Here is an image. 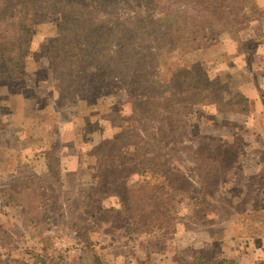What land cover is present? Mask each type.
Returning a JSON list of instances; mask_svg holds the SVG:
<instances>
[{"label":"rangeland","instance_id":"rangeland-1","mask_svg":"<svg viewBox=\"0 0 264 264\" xmlns=\"http://www.w3.org/2000/svg\"><path fill=\"white\" fill-rule=\"evenodd\" d=\"M224 1L232 3L235 0ZM139 9L142 10L141 7ZM123 13L119 12L120 15ZM262 19L264 0H253L246 10L243 30L233 40L221 31L198 30L200 50L189 57V64L193 73L201 72L205 80L215 81L214 90L221 98H231L233 91L228 95L225 91L238 83L246 85L249 76H236L239 67L245 65L240 59L243 57L241 48L238 50L229 45L230 41L252 37V29H247ZM19 33L14 21L0 25V36L5 41L10 42ZM55 33V18L52 16L34 30L33 43L25 57L29 80L12 93V97L24 101L10 105L14 111L27 107L31 110L26 112V116L11 112L16 115L13 121L10 117V143L0 140V264H41L40 257L45 264H94L95 257L109 264H141L145 261V264H166L169 260H183L186 256L184 250L175 253L172 235L183 238L184 232L193 229L188 226L191 209L181 211L177 225L170 231L127 239L122 233L106 232L91 220V215L82 207L79 191L98 182L93 176L95 145L103 141H108L105 148L112 153L111 164L107 166L118 170L123 157L145 159L150 152L159 149V141L168 137V147L161 151L166 157L161 156L179 171L187 172V176L196 182V175L189 174L187 170L195 172L198 166L204 168L203 154L198 165L194 160L197 148L202 149L200 153L205 151L206 155L213 152L212 148L204 147L208 143H200V136L211 130L209 125L213 124V99L203 104H207L206 113L200 107L190 108L193 105H177L171 113L169 127L161 119L134 121L132 105L139 100L138 87L134 83L140 80L147 64L133 55V47L126 45L118 35H113L111 62L105 67L107 79L101 80L105 93L92 86L81 95H75L72 85L66 81L67 77L63 78L61 67H53V71L48 72V66L58 61L60 50L68 43V39L63 38L62 45L55 47L52 42ZM244 49L247 71L263 73L264 48L254 55L256 42H248ZM128 56L127 69L123 74L114 67L123 66L124 58ZM131 60H137L133 69L128 66ZM95 62L96 66H105L102 59ZM56 84L61 85V89ZM5 95L1 85L0 110L4 121L9 119L8 109L2 108ZM105 97L107 102L103 103ZM242 97L236 94L235 103L236 108L243 110L246 103ZM71 99L77 101L70 102ZM27 104L29 106H24ZM219 127V131L214 128L209 133L229 137L231 128ZM6 130L8 126H1L0 137L7 135ZM152 134L155 140L151 139ZM113 140H117V144L110 145ZM136 147L138 150L134 149ZM222 151L213 152L215 158L221 155L223 160L231 162L234 149L223 148ZM208 159L205 163L211 161ZM108 179H111L110 175ZM198 193L199 189L194 185L191 194L195 196ZM101 206L103 204L96 207L101 209ZM62 246L79 248L81 257L73 259ZM154 252H157L155 261L152 260Z\"/></svg>","mask_w":264,"mask_h":264},{"label":"trees","instance_id":"trees-1","mask_svg":"<svg viewBox=\"0 0 264 264\" xmlns=\"http://www.w3.org/2000/svg\"><path fill=\"white\" fill-rule=\"evenodd\" d=\"M252 3L253 0L232 3L224 0H0V25L14 21L20 32L10 42L0 36V86L12 94L21 83L29 80L25 57L31 49L34 30L52 16L56 32L53 45L59 48L63 38H67L68 43L60 50L58 61L48 66V72L53 71V67H61L63 78L67 77L75 95H81L92 86L105 93L101 80L107 79L105 67L111 62V39L118 35L126 45L133 47V55L147 64L140 80L134 83L139 98L132 105L134 121L161 119L169 127L171 113L177 105H198L208 99L217 102L221 111L231 107L237 109V104L232 105L231 101L220 102L221 97L214 90L215 81L205 80L201 72L193 73L189 57L200 50L197 41L200 28L221 31L233 40L243 30L246 10ZM121 11L124 15L119 14ZM98 59H102L105 66H96ZM128 60L129 56L124 58L123 66L114 68L125 74ZM136 61L129 62L130 69ZM56 86L61 89V85ZM105 101L106 97L102 102ZM152 138L155 140V135L152 134ZM167 139L159 141V149L150 152L145 159L123 157L118 170L107 166L112 161L111 151L105 148L108 141L95 145L93 176L98 182L80 190L79 195L91 220L106 232L132 238L169 231L176 223L178 208L186 203L184 201L191 203L194 209L204 204L214 192L217 173L229 170L235 163L234 158L227 162L221 155L217 160L215 153L223 147L215 143L204 144L215 152L208 155L197 148L194 160L198 165L203 154L204 168L198 166L195 172L187 170L199 180L200 197L194 198L187 172L179 171L161 154L168 147ZM117 142L113 140L110 145ZM134 149L138 150V147ZM142 152L146 153L143 148ZM208 158L211 161L205 163ZM109 175L111 179H108ZM97 204H103L101 209L96 207ZM39 259L45 264L43 257ZM210 261L198 253L193 264H216ZM216 262L236 264L225 258ZM94 264L109 263L95 257Z\"/></svg>","mask_w":264,"mask_h":264},{"label":"crops","instance_id":"crops-1","mask_svg":"<svg viewBox=\"0 0 264 264\" xmlns=\"http://www.w3.org/2000/svg\"><path fill=\"white\" fill-rule=\"evenodd\" d=\"M249 29L253 31L252 37L239 41L231 40L229 43L238 50L241 48L243 57L240 59L245 66L239 67L240 71L236 76L248 74L246 85L236 84V87L225 91L227 95L233 91L231 98L224 99L222 96L220 99L222 104L231 101L232 105H236L235 96L239 93L246 99V107H243V110L234 108L236 110L234 111L231 107L221 111L217 108V102L213 101L211 110L213 124H210L209 128L219 131V126L229 127L231 128L230 135L229 137L214 136L209 133L211 130L208 129L207 133L200 136V143H215L225 149L232 147L235 163L229 170H220L217 173V181L213 187L214 192L204 204L194 209L195 207L191 203L184 201L186 203L178 208L179 213L173 228L177 225L181 211L191 209L189 210L190 220H188L191 223L188 226L193 229L184 232L183 238L172 235L175 253L184 250L183 254L186 256L183 260L178 259L177 262L169 260L166 264H193L198 253H202L204 259L211 260L210 262L213 261L216 264L217 260L224 258L230 259L236 264H264V71L263 73L247 71L245 64L247 53L244 49V44L248 42H256L254 55L256 51L258 53L261 48H264V19L258 24L250 25L247 30ZM4 90L7 96L2 98L4 101L2 108L5 106L8 109L9 119L2 120L3 116L0 110V128L4 125L8 126V130L5 132L7 135L0 137V140L10 143V117L13 121V117L16 115L11 113L14 110L10 105L11 103L13 105L22 103L24 100L21 102V100L12 97L13 95L8 90L5 88ZM208 101L206 100L204 103ZM204 103L190 106V108L200 107L206 113L207 104L203 105ZM24 106H29V104ZM30 110L31 108L27 107L14 112L26 116V112ZM200 117L203 118V115ZM12 125L17 127L14 122ZM194 179L196 182L188 177L192 189L194 185H197L199 189V193L195 196L192 194V196L199 198V180L197 177ZM62 247L71 254L73 259L81 257L79 248ZM156 255L157 252H154L153 261L156 260ZM164 260L165 258L162 259V261ZM145 263L146 261L141 264Z\"/></svg>","mask_w":264,"mask_h":264}]
</instances>
